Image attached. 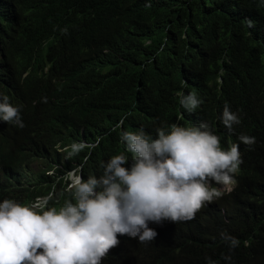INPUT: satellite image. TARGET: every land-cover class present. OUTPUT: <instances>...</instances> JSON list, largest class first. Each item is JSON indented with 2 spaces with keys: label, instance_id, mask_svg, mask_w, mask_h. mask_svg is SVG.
<instances>
[{
  "label": "trees",
  "instance_id": "16d2710c",
  "mask_svg": "<svg viewBox=\"0 0 264 264\" xmlns=\"http://www.w3.org/2000/svg\"><path fill=\"white\" fill-rule=\"evenodd\" d=\"M91 1L89 3V0H0V6L6 7L9 13L8 45L11 52L19 57L22 55L21 58L28 62L32 57L48 58L49 70L42 75V92L54 110L44 111L46 104L37 93L20 89L17 102L21 107L20 115L25 127L0 124V202L10 199L24 206L34 207L37 212L53 207L58 208L56 209L58 211L64 206L62 204L72 197L64 183L67 171L80 164L84 167L83 171L86 170L84 173L88 175L87 177L92 174L97 178L103 175L102 164L112 155H119L120 147L125 149L120 141L122 131L148 126L147 128H152L153 133L157 135L156 129L160 127L166 133L171 131L170 124L182 127L180 119L177 121L180 108L179 92L191 88V92L201 100L198 107L199 116L210 125L211 131L221 136L236 133L255 137V144L245 152L239 166L238 172L241 176L235 193L231 197H221L206 203L191 221L171 223L165 220L161 224L149 222L148 226L157 232L152 242L140 243L138 238L119 235V245L110 249L101 264H207V257L217 264H264V49L253 41L260 36L257 29H251L250 36L248 35L250 25L258 19L264 20V0ZM132 11H135V15ZM96 26L97 30L93 28ZM65 27L70 30L67 34L71 33L74 27L84 29L89 39L88 47L80 49L76 36L68 38L67 34H62L61 30ZM55 29L59 31V35L49 45L44 46L46 52L43 56L39 42L52 40ZM2 30L0 27V32ZM44 32L47 35H44ZM110 33H114L112 35L116 40ZM61 48H64V51ZM117 51L119 53H116ZM111 58H114L112 59L114 62ZM213 95L215 100L212 99ZM227 103L240 109L242 116V124L233 126L231 131L223 126L219 116ZM155 105L157 107H154ZM35 112L37 114L34 116ZM206 115L209 117L206 118ZM104 117H108L107 120ZM124 117L123 128L115 127ZM108 120L109 122H106ZM99 123L106 131L101 129ZM154 123H157L156 126ZM126 125L128 127H125ZM79 140L95 145L85 146L87 149L83 148L79 152L81 154L78 153L79 156L77 154L69 158L71 146ZM53 154L52 159L50 155ZM24 168L33 171L32 180H24L22 173ZM44 175H47V178ZM39 197H48L47 204H42L43 208L41 205L34 206ZM72 202L75 203V200L72 199ZM223 231L240 241L238 248L229 252L220 237ZM226 255H231L230 261L224 259Z\"/></svg>",
  "mask_w": 264,
  "mask_h": 264
},
{
  "label": "clouds",
  "instance_id": "9594fccd",
  "mask_svg": "<svg viewBox=\"0 0 264 264\" xmlns=\"http://www.w3.org/2000/svg\"><path fill=\"white\" fill-rule=\"evenodd\" d=\"M8 24V10L1 5L0 124L23 128L17 102L20 89L37 93L46 104L44 111L54 112L42 92V75L48 72L49 63L45 56L28 62L12 53ZM251 29L258 30L260 36L253 41L264 49V20L250 25L249 36ZM61 32L67 34V27ZM58 35L55 29L52 40H40L43 54L44 46ZM72 35L80 49L88 46V37L80 27L72 28L67 37ZM179 95L177 121L185 123L182 127L173 124L168 133L157 128L156 136L146 127L128 129L139 132L122 131L120 141L125 149L120 147L119 155L102 164L103 175L87 177L80 164L66 172L64 183L75 203L68 200L59 211L37 212L10 199L0 202V264H101L110 249L119 245L118 234L138 238L140 243L152 242L157 232L149 222L191 221L206 203L231 197L239 184V166L255 137L215 134L200 118L201 100L191 88ZM219 116L229 131L242 124L240 111L229 104ZM125 117L115 127L123 128ZM75 142L69 158L85 146L95 145L85 140ZM22 173L24 180H32L30 170ZM47 198H37L34 206L43 208ZM220 237L229 252L240 245L226 231ZM224 259L230 261L231 255ZM206 260L207 264H217L210 257Z\"/></svg>",
  "mask_w": 264,
  "mask_h": 264
},
{
  "label": "bare ground",
  "instance_id": "6f19581e",
  "mask_svg": "<svg viewBox=\"0 0 264 264\" xmlns=\"http://www.w3.org/2000/svg\"><path fill=\"white\" fill-rule=\"evenodd\" d=\"M90 1H91V0H89V3H90ZM109 1H110V0H109ZM160 1H161V0H160ZM84 2H86V1H84ZM91 2H95V0H93V1H91ZM105 2H106V1H105ZM82 3H83V2H82ZM87 3H88V2H86V4H87ZM96 3H97V2H96ZM92 4H93V3H92ZM98 4H99V3H98ZM107 4H108V3H107ZM160 4H161V3H160ZM88 5H89V4H88ZM88 5H85V7L88 6ZM95 5H97V4H95ZM100 5H101V4H100ZM109 5H111V4H109ZM109 5H108V7H109ZM116 5H117V4H116ZM90 6H91V5H90ZM97 6H99V5H97ZM97 6H96V7H97ZM105 6H106V5H105ZM105 6H104V7H105ZM157 6H158V5H157ZM80 7H81V6H80ZM80 7H78V8H80ZM85 7H83V8H85ZM91 7H93V6H91ZM94 7H95V6H94ZM110 7H112V6H110ZM81 8H82V7H81ZM87 8H88V7H87ZM89 8H90V7H89ZM102 8H103V7H102ZM158 8H159V7H158ZM163 8H164V7H163ZM100 9H101V8H100ZM100 9H99V10H100ZM109 9H110V8H109ZM111 9H112V8H111ZM111 9H110V10H111ZM114 9H115V8H114ZM119 9H120V8H119ZM146 9H147V8H146ZM160 9H161V8H160ZM103 10H106V9L103 8ZM107 10H108V8H107ZM144 10H145V8H144ZM149 10H150V9H149ZM85 11H87L86 8H85ZM88 11H89V10H88ZM120 11H121V9H120ZM126 11H127V10H126ZM135 11H136V10H135ZM135 11H134V12H135ZM145 11H146V10H145ZM160 11H161V10H160ZM79 12H80V11H79ZM91 12H92V11H90V13H91ZM105 12H106V11H105ZM105 12H102V13H105ZM127 12H128V11H127ZM134 12L132 11V13H134ZM146 12H147V11H146ZM148 12H150V11H148ZM14 13H15V12H14ZM86 13H87V12H86ZM92 13H93V12H92ZM135 13H137V11H136ZM135 13H134V15H135ZM54 14H55V13H54ZM54 14H53V15H54ZM111 14H112V13H111ZM119 14H120V13H119ZM125 14H126V13H125ZM137 14H138V13H137ZM146 14H148V13H146ZM56 15H58V14H56ZM60 15H61V14H60ZM64 15H66V14H64ZM82 15H84L83 12H82ZM86 15H87V14H86ZM114 15H115V14H114ZM117 15H118V14H117ZM138 15H139V14H138ZM149 15H150V14H149ZM54 16H55V15H54ZM84 16H85V15H84ZM89 16H90V15H89ZM99 16H101V15L99 14ZM104 16H105V15H104ZM16 17H17V15H16ZM19 17H20V15H19ZM30 17H32V16H30ZM49 17H50V16H49ZM56 17H58V16H56ZM80 17H81V16H80ZM85 17H86V16H85ZM106 17H107V16H106ZM127 17H128V16H127ZM135 17H136V16H135ZM150 17H151V15H150ZM262 17H263V16H262ZM36 18H37V17H36ZM51 18H52V16H51ZM99 18L101 19V17H99ZM99 18H98V19H99ZM128 18H129V17H128ZM130 18H131V17H130ZM141 18H142V17H141ZM16 19H17V18H16ZM21 19H22V18H21ZM28 19H29V18H28ZM47 19H49V18L47 17ZM80 19H82V17H81ZM148 19H149V18H148ZM17 20H18V19H17ZM40 20H41V19H40ZM45 20H46V19H45ZM54 20H55V19H54ZM58 20H59V19H58ZM58 20H56V21H58ZM103 20H104V19H103ZM125 20H126V19H125V17H124V21H125ZM130 20H131V21H130V23H131V22H132V19H130ZM42 21H43V20H42ZM59 21H61V19H60ZM74 21H75V20H74ZM78 21H79V20H78ZM78 21H77V22H78ZM141 21H142V20H141ZM144 21H145V20H144ZM152 21H153V20H152ZM18 22H19V21H18ZM47 22H49V21H47ZM62 22H64V20H63ZM62 22H60V23L62 24ZM84 22H85V21H84ZM86 22H87V21H86ZM97 22H98V21H97ZM128 22H129V21H128ZM128 22H126V23H128ZM133 22L135 23V20H134ZM146 22H147V21H146ZM146 22H145V23H146ZM25 23H26V22H25ZM40 23H41V22H40ZM42 23H43V22H42ZM52 23H53V20H52ZM52 23H51V24H52ZM58 23H59V22H58ZM68 23H69V21H68ZM70 23H71V22H70ZM70 23H69V24H70ZM72 23H73V22H72ZM100 23H101V22H100ZM136 23H137V22H136ZM150 23H151V22H150ZM43 24H44V23H43ZM51 24H49V25H51ZM80 24H81V23H80ZM85 24H86V23H85ZM97 24H99V23H97ZM107 24H108V23H107ZM123 24H125V23H123ZM138 24H140L139 21H138ZM146 24H147V23H146ZM46 25H47V24H46ZM54 25H55V23H54ZM66 25H67V24H66ZM78 25H79V24H78ZM87 25L89 26V24H87ZM87 25H86V26H87ZM93 25H95V24H93ZM128 25H129V24H128ZM41 26H42V25H41ZM59 26H60V25H59ZM62 26H63V25H62ZM69 26H70V25H69ZM76 26H77V25H76ZM82 26H83V25H82ZM88 26H87V27H88ZM90 26H91V24H90ZM122 26H123V25H122ZM149 26H150V25H149ZM48 27H49V26H48ZM39 28H40V26H39ZM50 28H51V26H50ZM57 28H58V27H57ZM61 28H62V27H61ZM67 28H68V27H67ZM69 28H70V27H69ZM85 28H86V27H85ZM93 28H96V30H97V26H96V27H93ZM81 29H82V28H81ZM106 29H107V28H106ZM111 29H112V28H111ZM114 29H115V28H114ZM39 30H40V29H39ZM39 30H38V31H39ZM44 30H45V29H44ZM46 30H47V29H46ZM68 30H69V29H68ZM83 30H84V29H83ZM85 30H86V29H85ZM52 31H53V30H51V32H52ZM69 31H70V30H69ZM88 31H90V30H88ZM101 31H102V30H101ZM106 31H108V30H106ZM116 31H117V30H116ZM41 32H42V30H41ZM49 32H50V31H49ZM86 32H87V31H86ZM93 32H94V31H93ZM109 32H111V30H110ZM112 32H113V31H112ZM46 33H47V32H46ZM96 33H97V31H96ZM99 33H100V32H99ZM104 33H105V32H104ZM36 34H37V33H36ZM42 34H43V33H42ZM42 34H41V35H42ZM110 34H111V33H110ZM112 34H114V33H112ZM112 34H111V35H112ZM44 35H47V34H45V32H44ZM86 35H87V34H86ZM88 35H89V34H88ZM95 35H96V34H95ZM103 35H104V34H103ZM103 35H102V36H103ZM61 36H62V35H61ZM65 36H66V35H65ZM112 36H113V35H112ZM252 36H253V35H252ZM37 37H39V36H37ZM43 37H44V36H43ZM63 37H64V36H63ZM71 37H73V36H71ZM90 37H91V36H90ZM97 37H98V35H97ZM100 37H101V36H100ZM108 37H109V34H108ZM110 37H111V36H110ZM113 37H114L113 39L116 40V37H115V36H113ZM41 38H42V37H41ZM55 38H57V37H55ZM92 38H94V37H92ZM117 38H119V37L117 36ZM48 39H49V38H48ZM103 39H104V38H102V40H103ZM113 39H112V40H113ZM35 40H36V39H35ZM59 40H60V39H59ZM88 40H89V39H88ZM97 40H99V39H97ZM100 40H101V39H100ZM112 40H111V41H112ZM37 41H39V39H38ZM53 41H54V40H53ZM62 41H63V40H62ZM117 41H120V40H117ZM35 42H36V41H35ZM66 42H67V41H66ZM91 42H92V41H90V44H91ZM96 42H97V41H96ZM103 42H104V41H103ZM103 42H102V43H103ZM9 43H10V42H9ZM9 43H8V44H9ZM69 43H70V41H69ZM93 43H94V42H93ZM98 43H99V42H98ZM105 43H106V42H105ZM53 44H54V43H53ZM73 44H74V43H73ZM94 44H95V43H94ZM113 44H114V43H113ZM113 44H112V46H113ZM115 44H116V43H115ZM120 44H121V43H120ZM46 45H49V43L46 44ZM51 45H52V44H50V46H51ZM55 45H56V44H55ZM65 45H66V43H65ZM70 45H71V44H70ZM97 45H98V44H97ZM99 45H101V44H99ZM110 45H111V43H110ZM66 46H67V45H66ZM93 46H94V45H93ZM101 46H102V45H101ZM118 46L120 47L119 44H118ZM121 46H122V45H121ZM256 46H257V45H256ZM11 47H12V45H11ZM53 47H54V46H53ZM74 47H75V46H74ZM74 47H73V48H74ZM87 47H88V46H87ZM96 47H97V46H96ZM99 47H100V46H98V48H99ZM103 47H104V46H103ZM105 47H106V46H105ZM108 47H109V46H108ZM108 47H107V48H108ZM258 47H259V46H258ZM98 48H97V49H98ZM37 49H38V48H37ZM37 49H36V50H37ZM56 49H57V48H56ZM61 49H63V51H64V48H61ZM61 49H60V51H62ZM94 49H95V47H94ZM110 49H111V48H110ZM115 49H116V48H115ZM45 50H46V48H45ZM51 50H52V49H51ZM53 50H54V49H53ZM65 50H66V49H65ZM67 50H68V49H67ZM87 50H88V49H87ZM112 50H114V49H112ZM123 50H124V49H123ZM16 51H17V50H16ZM28 51H30V50H28ZM33 51H34V50H33ZM56 51L58 52V50H56ZM95 51H96V50H95ZM100 51H101V50H100ZM100 51H99V52H100ZM115 51H116V50H115ZM121 51H122V47H121ZM260 51H261V53H262V50H260ZM20 52H21V51H19V54H20ZM25 52H26V51H25ZM72 52H73V51H72ZM74 52H75V51H74ZM99 52H98V56H99ZM92 53H93V52H92ZM92 53H91V54H92ZM96 53H97V52H96ZM113 53H114V52H113ZM116 53H119V52L117 51ZM121 53H122V52H121ZM21 54H22V53H21ZM21 54H20V55H21ZM29 54H30V53H29ZM35 54H37V53H35ZM57 54H58V53H57ZM106 54L108 55V53H106ZM111 54H112V53H111ZM64 55H65V54H64ZM95 55H96V54H95ZM107 55H106V57H107ZM120 55H121V54H120ZM262 55H263V53H262ZM43 56H44V54H43ZM60 56H61V55H60ZM62 56H63V55H62ZM85 56H86V55H85ZM101 56H102V55H101ZM111 56L114 57V55H111ZM118 56H119V55H118ZM21 57H22V55H21ZM89 57H90V55H89ZM260 57H261V54H260ZM26 58H27V57H26ZM31 59H32V58H31ZM98 59H99V58H98ZM100 59H101V58H100ZM100 59H99V60H100ZM112 59H114V58H111V61H113ZM116 59H117V58H116ZM116 59H115V61H116ZM262 59H263V58H262ZM262 59H261V60H262ZM24 60H25V59H24ZM29 60H30V59H29ZM101 60H102V59H101ZM81 61H82V60H81ZM113 62H114V61H113ZM48 63H49V62H48ZM104 63H105V62H104ZM50 64H51V63H50ZM87 64H88V63H87ZM97 65H98V64H97ZM97 65H96V66H97ZM109 65H110V64H109ZM98 66H99V65H98ZM107 66H108V65H107ZM107 66H106V67H107ZM113 66H114V65H113ZM94 67H95V66H94ZM108 67H109V66H108ZM83 68H84V67H83ZM91 68H92V67H91ZM104 68H105V67H104ZM109 68H110V67H109ZM109 68H108V69H109ZM224 68H225V67H224ZM86 69H87V68H86ZM86 69H85V70H86ZM102 69H103V68H102ZM225 69H226V68H225ZM87 70H88V69H87ZM94 70H95V68H94ZM98 70L100 71V69H98ZM105 70H106V69H105ZM105 70H104V71H105ZM111 70H112V69H111ZM63 72H64V71H63ZM109 72H110V71H109ZM93 73H94V72H93ZM94 74H95V73H94ZM96 74H97V73H96ZM218 74H219V73H218ZM60 75H61V74H60ZM191 75H192V74H191ZM191 75H189V76H191ZM208 75H209V74H208ZM262 75H263V74H262ZM61 76H62V75H61ZM206 76H207V75H206ZM217 76H218V75H217ZM223 76H224V75H223ZM254 76H255V75H254ZM63 77H64V76H63ZM63 77H62V78H63ZM92 77H93V76H92ZM186 77H187V76H186ZM192 77H193V76H192ZM192 77H191V78H192ZM195 77H196V76H195ZM60 78H61V77H60ZM102 78H103V77H102ZM183 78H184V77H183ZM187 78H188V77H187ZM206 78H207V77H206ZM210 78H211V77H210ZM210 78H209V79H210ZM221 78H222V77H221ZM242 78H243V76H242ZM91 79H92V78H91ZM180 79H182V78H180ZM188 79H189V78H188ZM194 79H195V78H194ZM204 79H205V78H204ZM207 79H208V78H207ZM233 79H234V78H233ZM248 79H249V78H248ZM61 80H62V79H61ZM98 80H100V79H98ZM102 80H103V79H102ZM190 80H191V79H190ZM223 80H225V79H223ZM227 80H228V79H227ZM104 81H105V80H104ZM193 81H194V80H193ZM195 81H196V79H195ZM228 81H229V80H228ZM230 81H231V79H230ZM246 81H247V80H246ZM251 81H252V80H251ZM189 82H190V81H189ZM191 82H192V81H191ZM191 82H190V83H191ZM197 82H198V81H197ZM225 82H226V81H225ZM231 82H232V81H231ZM234 82H235V80H234ZM54 83H55V82H54ZM58 83H59V82H58ZM180 83H181V82H180ZM195 83H196V82H195ZM200 83H201V82H200ZM203 83H204V81H203ZM203 83H202V84H203ZM61 84H62V83H61ZM96 84H97V83H96ZM222 84H223V83H222ZM242 84H243V83H242ZM245 84H246V83H245ZM247 84H248V83H247ZM55 85H56V84H55ZM93 85H94V84H93ZM174 85H175V84H174ZM192 85H193V84H192ZM206 85H207V84H206ZM206 85H205V86H206ZM212 85H216V84H212ZM179 86H180V85H179ZM182 86H183V85H182ZM216 86H217V85H216ZM55 87H57V86H55ZM60 87H62V86H60ZM93 87H94V86H93ZM180 87H181V86H180ZM188 87H189V86H188ZM188 87H187V88H188ZM201 87H202V86H201ZM181 88H182V87H181ZM184 88H185V87H184ZM194 88H196L195 85H194ZM57 89H58V88H57ZM185 89H186V88H185ZM196 89H197V88H196ZM204 89H205V88H204ZM210 89H212V88H210ZM175 90H176V89H175ZM208 90H209V89H208ZM212 90H213V89H212ZM215 91H216V90H215ZM217 91H218V90H217ZM217 91H216V92H217ZM219 91H220V90H219ZM222 91H223V90H222ZM176 92H177V91H176ZM205 92H206V90H205ZM263 92H264V91H263ZM213 93H215V92H213ZM219 93H220V92H219ZM197 94H199V93H197ZM206 94H207V92H206ZM210 94H211V93H210ZM210 94H209V95H210ZM150 95H151V94H150ZM211 95H212V94H211ZM217 95H218V94H217ZM147 96H148V95H147ZM152 96H153V95H152ZM198 96H199V95H198ZM203 96H204V94H203ZM255 96H256V95H255ZM255 96H254V97H255ZM145 97H146V96H145ZM145 97H144V98H145ZM166 97H167V96H166ZM166 97H165V98H166ZM174 97H175V95H174ZM204 97H205V96H204ZM212 97H213L212 99H214V98H215V95H213ZM227 97H228V96H227ZM245 97H246V96H245ZM245 97H244V98H245ZM93 98H94V97H93ZM153 98H154V97H153ZM175 98H176V97H175ZM220 98H221V97H220ZM154 99H155V98H154ZM169 99H170V98H169ZM169 99H168V102H169ZM176 99H177V98H176ZM208 99H209V98H208ZM212 99H211V100H212ZM248 99H249V98H248ZM250 99H251V98H250ZM146 100H147V99H146ZM166 100H167V99H166ZM204 100H205V99H204ZM214 100H215V99H214ZM214 100H213V101H214ZM216 100H217V99H216ZM243 100H244V99H243ZM243 100H242V101H243ZM245 100H246V99H245ZM170 101H171V100H170ZM207 101H209V100H207ZM249 101L251 102V100H249ZM252 101H253V100H252ZM215 102H216V101H215ZM246 102H247V100H246ZM101 103H102V102H101ZM162 103H164V102H162ZM169 103H170V102H169ZM177 103H178V101H177ZM244 103H245V102H244ZM248 103H249V102H248ZM248 103H247V104H248ZM167 104H168V103H167ZM206 104H207V103H206ZM206 104H204V106H205ZM210 104H211V103H210ZM227 104H229V103H227ZM247 104H246V105H247ZM148 105H149V104H148ZM148 105H147V106H148ZM160 105H161V103H160ZM162 105H164V104H162ZM208 105H209V103H208ZM212 105H213V104H212ZM214 105H215V104H214ZM236 105H237V104H236ZM151 106H152V105H151ZM176 106H177V105H176ZM249 106H250V105H249ZM259 106H260V105H259ZM154 107H157V106L155 105ZM162 107H163V106H162ZM177 107H178V106H177ZM211 107H212V109H213V106H211ZM109 108H110V107H109ZM112 108H113V107H112ZM129 108H130V107H129ZM160 108H161V107H160ZM163 108H164V107H163ZM206 108H208V107H206ZM238 108H240V107H238ZM245 108H246V106H245ZM256 108H257V107H256ZM261 108H262V106H261ZM150 109H151V108H150ZM175 109H176V108H175ZM108 110H109V109H108ZM128 110H129V109H128ZM144 110H145V109H144ZM148 110H149V109H148ZM148 110H147V111H148ZM151 110H152V109H151ZM155 110H157V108H156ZM165 110H167V109H165ZM169 110H170V109H169ZM200 110H201V109H200ZM203 110H206V109H203ZM238 110H240V109H238ZM250 110H251V109H250ZM262 110H263V108H262ZM262 110H261V111H262ZM101 111H102V110H101ZM105 111H107V110H105ZM109 111H110V110H109ZM112 111H113V110H112ZM160 111H161V110H160ZM162 111H163V110H162ZM198 111H199V110H198ZM209 111H210V110H209ZM240 111H241V110H240ZM247 111H248V110H247ZM257 111H258V110H257ZM114 112H115V110H114ZM122 112H123V111H122ZM127 112H128V111H127ZM142 112H143V110H142ZM152 112H153V111H152ZM203 112H204V111H203ZM249 112H250V111H249ZM252 112H253V111H252ZM254 112H255V111H254ZM254 112H253V113H254ZM100 113H101V112H100ZM147 113H148V112H147ZM150 113H151V112H150ZM150 113H149V114H150ZM164 113H166V112H164ZM204 113H205V112H204ZM208 113H210V112H208ZM255 113H256V112H255ZM257 113H258V112H257ZM104 114H105V113H104ZM106 114H108V113H106ZM114 114H115V113H114ZM117 114H118V113H117ZM152 114H153V113H152ZM155 114H156V113H155ZM157 114H158V113H157ZM160 114H161V113H160ZM171 114H172V111H171ZM175 114H176V113H175ZM206 114H207V113H206ZM245 114H246V113H245ZM250 114H251V112H250ZM259 114H260V112H259ZM102 115H103V114H102ZM108 115H109V114H108ZM111 115H112V113H111ZM111 115H110V116H111ZM141 115H142V114H141ZM144 115L146 116V114H144ZM144 115H143V116H144ZM150 115H151V114H150ZM153 115H154V114H153ZM158 115H159V114H158ZM165 115H166V114H165ZM254 115H255V114H254ZM257 115H258V114H257ZM104 116H106V115H104ZM166 116H167V115H166ZM202 116H204V115H202ZM246 116H247V115H246ZM248 116H249V115H248ZM108 117H109V116H108ZM108 117H107V118H108ZM153 117H154V116H153ZM167 117H168V116H167ZM207 117H209V116L206 115V118H207ZM251 117H252V116H251ZM92 118H94V117H92ZM102 118H103V117H102ZM104 118L107 120L106 117H104ZM112 118H113V116H112ZM112 118L110 117V119H112ZM117 118H118V116H117ZM146 118H148V117H146ZM150 118H151V117H150ZM154 118H155V117H154ZM170 118H172V117H170ZM173 118H174V117H173ZM200 118H201V117H200ZM254 118H255V117H254ZM155 119H156V118H155ZM157 119H158V117H157ZM175 119H176V118H175ZM175 119H173V120H175ZM202 119H203V118H202ZM220 119H221V118H220ZM260 119H261V118H260ZM114 120H115V119H114ZM117 120H118V119H117ZM136 120H138V119H136ZM147 120H148V119H147ZM158 120H159V119H158ZM90 121H92V120H90ZM104 121H105V120H104ZM151 121H152V120H151ZM92 122H93V121H92ZM95 122H96V121H95ZM102 122H103V121H102ZM106 122H109V120L106 121ZM111 122H113V121L111 120ZM152 122H153V121H152ZM160 122H162V121H160ZM160 122H159V123H160ZM172 122H173V121H172ZM180 122H181V121H180ZM115 123H116V122H115ZM147 123H148V122H147ZM219 123H220V122H219ZM93 124H94V123H93ZM93 124H92V125H93ZM95 124H96V123H95ZM99 124H100V123H99ZM107 124H108V123H107ZM154 124H155V126H156L157 123H154ZM168 124H170V123H168ZM181 124H183V123H181ZM81 125H82V124H81ZM101 125H102V124H100V126H101ZM105 125H106V124H105ZM112 125H113V124H112ZM127 125H128V124H127ZM127 125H126L125 127H128ZM137 125H138V124H137ZM166 125H167V124H166ZM179 125H180V124H179ZM246 125H247V124H246ZM251 125H252V124H251ZM102 126H103V125H102ZM102 126H101V129H103ZM110 126H111V125H109V128H110ZM123 126H124V125H123ZM158 126H159V125H158ZM170 126H172V125L170 124ZM209 126H210V125H209ZM215 126H216V125H215ZM96 127H97V126H96ZM106 127H107V125H106ZM129 127H130V126H129ZM147 127H148V126H147ZM147 127H146V128H147ZM162 127H164V126H162ZM166 127H167V126H166ZM166 127H165V128H166ZM168 127H169V126H168ZM246 127H247V126H246ZM73 128H74V127H73ZM76 128H78V127H76ZM89 128H90V126H89ZM130 128H131V127H130ZM160 128H161V127H160ZM218 128H219V127H218ZM252 128H253V127H252ZM90 129H91V128H90ZM116 129H117V128H116ZM116 129H115V130H116ZM118 129H119V128H118ZM118 129H117V130H118ZM124 129H125V128H124ZM148 129H149V128H148ZM151 129H152V128H151ZM168 129H169V128H168ZM72 130H73V129H72ZM77 130H78V129H77ZM88 130H89V129H88ZM88 130H87V132H88ZM93 130H95V129L93 128ZM103 130H105V129H103ZM119 130H120V129H119ZM169 130H170V129H169ZM169 130H168V131H169ZM211 130H212V129H211ZM216 130H217V129H216ZM249 130H250V128H249ZM73 131H74V130H73ZM95 131H96V130H95ZM98 131H99V130H98ZM105 131H106V130H105ZM153 131H154V130H153ZM168 131H167V132H168ZM219 131H220V130H219ZM99 132H100V131H99ZM214 132H215V131H214ZM221 132H222V131H221ZM90 133L94 134L93 132H90ZM90 133H89V134H90ZM252 133H253V132H252ZM254 133H256V132H254ZM67 134H68V132H67ZM73 134H74V136H75V133H73ZM77 134H78V133H77ZM101 134H102V132H101ZM113 134H114V133H113ZM110 135H111V134H110ZM155 135H156V134H155ZM257 135H258V134H257ZM74 136H73V138H75ZM91 136H93V135H91ZM263 136H264V135H263ZM67 137H68V136H67ZM76 137H77V136H76ZM109 137H110V136H109ZM112 137H113V136H112ZM112 137H111V138H112ZM114 137H115V136H114ZM253 137H254V136H253ZM259 137H260V136H259ZM261 137H262V136H261ZM111 138H110V140H111ZM75 139H76V138H75ZM94 139H95V138H94ZM257 139H258V138H257ZM69 140H70V139H69ZM85 140H87V138H86ZM88 140H89V139H88ZM92 140H93V139H92ZM89 141H90V140H89ZM92 142H93V141H92ZM67 143H69V141H68ZM98 143H99V145H100V142H99V141H98ZM98 143H97V144H98ZM53 144H54V143H53ZM64 144H65V143H64ZM67 145H68V144H67ZM53 146H54V145H53ZM59 148H60V147H59ZM84 148H86V147H84ZM97 148H98V147H97ZM47 149H48V148H47ZM55 149H56V148H55ZM68 149H70V148H68ZM86 149H87V148H86ZM88 149H89V148H88ZM255 149H256V148H255ZM84 150H85V149H84ZM97 150H98V149H97ZM52 151H54V150H52ZM64 151H65V150H64ZM54 152H55V151H54ZM62 152H63V151H62ZM84 152H85V151H84ZM84 152H83V153H84ZM95 152H96V150H95ZM255 152H256V151H255ZM52 153H53V152H52ZM59 153H60V152H59ZM85 153H86V152H85ZM87 153H88V152H87ZM112 153H113V152H112ZM250 153H251V152H250ZM79 154H81V153H79ZM79 154H78V156H79ZM252 154H253V153H252ZM60 155H61V154H60ZM76 155H77V154H76ZM50 156H51V158H52V157L54 156V154H53V155H50ZM50 156H49V157H50ZM63 156H64V155H63ZM78 156H77V157H78ZM82 156H83V155H82ZM91 156H92V155H91ZM112 156H113V155H112ZM45 157H46V156H45ZM59 157H60V156H59ZM87 157H88V156H87ZM94 157H95V156H94ZM47 158H48V157H47ZM51 158H50V159H51ZM56 158H58V155H57ZM73 158H74V157H73ZM83 158H84V157H83ZM89 158H90V156H89ZM89 158H88V159H89ZM92 158H93V157H92ZM52 159H53V158H52ZM93 159H94V158H93ZM99 159H100V158H99ZM38 160H39V159H38ZM67 160H68V159H67ZM72 160H73V159H72ZM82 160H83V159H82ZM96 160H97V159L95 158V161H96ZM54 161H56L55 158H54ZM76 161H77V160H76ZM93 161H94V160H93ZM37 162H38V161H37ZM56 162H57V161H56ZM97 162H99V161H97ZM101 162H102V160H101ZM101 162H100V163H101ZM39 163H40V162H39ZM69 163H70V162H69ZM90 163H91V162H90ZM90 163H89V165H90ZM95 163H96V162H95ZM70 164H71V163H70ZM92 164H93V163H92ZM98 164H99V163H98ZM33 165H34V163H33ZM59 165H60V164H59ZM59 165H58V166H59ZM64 165H65V163H64ZM75 165H76V164H75ZM37 166H38V165H37ZM42 166H43V165H42ZM67 166H68V165H67ZM70 166H71V165H70ZM26 167H27V166H26ZM55 167H56V166H55ZM55 167H54V168H55ZM82 167H83V166H82ZM90 167H92V166H90ZM93 167H94V166H93ZM99 167H100V166H99ZM29 168H30V167H29ZM36 168H37V167H36ZM40 168H41V167H40ZM40 168H39V169H40ZM47 168H49V167H47ZM50 168H51V167H50ZM83 168H84V167H83ZM85 168H86V167H85ZM45 169H46V168H45ZM64 169H65V168H64ZM86 169H87V168H86ZM92 169L94 170L95 168H92ZM100 169H101V168H99V170H100ZM24 170H25V168H24ZM42 170H43V169H42ZM49 170H50V169H49ZM54 170H55V169H54ZM57 170H58V169H57ZM57 170H56V171H57ZM59 170H60V169H59ZM68 170H69V169H68ZM95 170H97V169H95ZM103 170H104V169H103ZM20 171H21V170H20ZM20 171H19V172H20ZM37 171H38V170H36V172H37ZM56 171H54V172H56ZM85 171H86V170H84V172H85ZM15 172H17V171H15ZM31 172H33V171H31ZM39 172H41V171H39ZM44 172H45V171H44ZM60 172H61V171H60ZM62 172H63V171H62ZM99 172H100V171H99ZM34 173H35V172H34ZM42 173H43V172H42ZM64 173H65V172H64ZM89 173H90V172H89ZM91 173H92V172H91ZM95 173H97V171H96ZM16 174H17V173H16ZM44 174H45V173H44ZM17 175H18V174H17ZM34 175H35V174H34ZM40 175H41V174H40ZM42 175H43V174H42ZM47 175H48V174H47ZM47 175H46V176H47ZM54 175H55V174H54ZM90 175H91V174H90ZM100 175H101V174H100ZM36 176H37V175H36ZM44 176H45V175H44ZM46 176H45V177H46ZM48 176H49V175H48ZM87 176H88V175H87ZM92 176H93V174H92ZM19 177H20V176H19ZM34 177H35V176H34ZM40 177H42V176H40ZM45 177H43V178H45ZM49 177H50V176H49ZM54 177H55V176H54ZM43 178H42V179H43ZM46 178H47V177H46ZM46 178H45V179H46ZM50 178H51V177H50ZM56 178H57V177H56ZM64 178H65V177H64ZM21 179H22V178H21ZM29 181H30V180H29ZM38 181H39V180H38ZM40 181H42V180H40ZM43 181H44V180H43ZM49 181H50V180H49ZM49 181H48V182H49ZM51 181H52V180H51ZM58 181H59V180H58ZM20 182H21V181H20ZM55 182H56V181H55ZM61 182H62V181H61ZM32 183H33V182H32ZM38 183H39V182H38ZM21 184H22V183H21ZM27 184H28V183H27ZM36 184H37V183H36ZM43 184H44V183H43ZM55 184H56V183H55ZM59 184H60V183H59ZM61 184H62V183H61ZM48 185H49V184H48ZM62 185H63V184H62ZM65 185H66V184H65ZM46 186H47V184H46ZM46 186H45V187H46ZM59 186H61V185H59ZM55 187H56V186H55ZM48 188H49V187H48ZM38 189H39V187H38ZM46 189H47V188H46ZM47 190L50 191L49 189H47ZM47 190H46V191H47ZM56 190H58V189H56ZM62 191H63V187H62ZM47 193H48V192H47ZM58 193H59V192H58ZM62 193H63V192H62ZM62 193H61V194H62ZM66 193H67V192H66ZM68 193H71V192H68ZM55 194H56V193H55ZM64 194H65V193H64ZM62 196H63V195H62ZM62 196H61V197H62ZM71 196H72V194H71ZM55 197H56V196H55ZM61 197H60V198H61ZM63 197H64V196H63ZM52 198H53V197H52ZM56 198H58V197H56ZM68 199H69V198H68ZM70 199L72 200V197H71ZM64 201H65V200L63 199L62 202H64ZM59 202H60V199H59ZM59 202H58V203H59ZM73 202H74V201H73ZM50 203H51V202H49V204H50ZM58 203H57V204H58ZM50 205H52V204H50ZM53 205H54V203H53ZM62 205H64V204H62ZM39 206H40V205H39ZM33 208H34V207H33ZM47 208H48V206H47ZM50 208H51V207H50ZM53 208H55V207H53ZM56 209H58V208H56ZM35 210H36V209H35ZM59 210H60V209H59ZM59 210H58V211H59ZM171 223H172V222H171ZM168 224H169V223H168ZM164 226H165V225H164ZM165 227H167V226H165ZM118 237H119V234H118Z\"/></svg>",
  "mask_w": 264,
  "mask_h": 264
}]
</instances>
